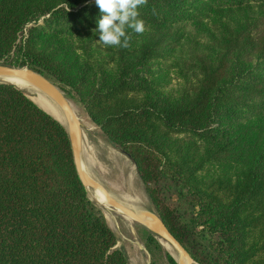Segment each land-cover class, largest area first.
Listing matches in <instances>:
<instances>
[{
  "label": "trees",
  "instance_id": "16d2710c",
  "mask_svg": "<svg viewBox=\"0 0 264 264\" xmlns=\"http://www.w3.org/2000/svg\"><path fill=\"white\" fill-rule=\"evenodd\" d=\"M249 4L255 16L220 24L183 61L178 89L156 75L184 26ZM139 12L145 32L118 48L98 42L95 0H0V62L81 103L194 260L264 264V0H148ZM87 193L65 127L0 82V264H128Z\"/></svg>",
  "mask_w": 264,
  "mask_h": 264
},
{
  "label": "rangeland",
  "instance_id": "374dc122",
  "mask_svg": "<svg viewBox=\"0 0 264 264\" xmlns=\"http://www.w3.org/2000/svg\"><path fill=\"white\" fill-rule=\"evenodd\" d=\"M258 11L257 5L249 4L243 8L215 12L204 25L190 24L184 26L185 35L175 56L166 61V66L162 64L163 68L157 65L154 70L156 75L164 81L166 80L168 88L178 89L184 83L183 77L185 74L188 75L186 76L187 78L191 77L185 71L187 68H183V61L202 48L208 49L203 43L210 41L211 35L216 31V27H220V24H226L229 21L241 22L248 19L249 15L255 16ZM162 71L166 75L165 77H163ZM63 92L65 93V91ZM65 95L73 100L79 108L84 130L83 140L90 157L88 165L92 174L111 193L127 204L154 212L146 187L141 181L132 160L117 145L110 142L101 130L91 122L80 102L66 93ZM29 98L31 97L29 96ZM32 100L34 101V99ZM226 172L231 175L236 173L234 168L226 169ZM88 197L91 199L90 196ZM98 206L100 207V205ZM100 208L108 224L115 231L118 237L117 247L126 254L128 264H180L176 257L181 255L146 226L135 220L132 222L126 221V219H133H129V216L125 213H120L122 211L114 207H112L114 213L108 216L105 213L106 209L102 208V206ZM195 263L200 264L196 260Z\"/></svg>",
  "mask_w": 264,
  "mask_h": 264
},
{
  "label": "water",
  "instance_id": "95a60500",
  "mask_svg": "<svg viewBox=\"0 0 264 264\" xmlns=\"http://www.w3.org/2000/svg\"><path fill=\"white\" fill-rule=\"evenodd\" d=\"M0 75L19 76L21 78H24L28 80L30 83H32L35 87L43 90L45 93L51 96L60 105L63 115L58 113L51 107L49 108L47 107L49 111L44 109L38 104L40 103L38 102L39 100H37V102L34 100L41 108H43L45 111L51 114L63 126L64 124L61 121V115L64 117L65 121L67 122L68 127H65V126L64 127L67 130L69 138H70L76 169H77V172L79 174L81 181L83 182L86 188L88 186H91L93 188L99 189L113 207H115L117 210L122 211L123 213H125L127 216H129L136 222L146 226L151 232L156 234L162 241L166 242L171 247H173L181 255V257L185 258L187 260V264L195 263L194 258L189 254V252L179 242V240L171 233V231L168 229L164 221L155 212L150 211L151 218H152L151 220L149 221L143 220L133 210L128 208L126 205L121 203L119 200L113 198L109 189L105 187L101 182H99L98 179L91 176L83 168V162L81 159V148L83 144L82 122L79 119V117L75 114V111L71 105V102L69 101L65 93L61 90V88L53 80H51L50 78H48L41 72L35 71L28 67L10 65V64L3 63V62H0ZM0 82H6V83L13 84L16 87L23 90L22 87L10 81L0 79ZM27 96L29 97L28 94ZM91 200L95 202L96 204L102 206L97 200H93V199Z\"/></svg>",
  "mask_w": 264,
  "mask_h": 264
},
{
  "label": "clouds",
  "instance_id": "9594fccd",
  "mask_svg": "<svg viewBox=\"0 0 264 264\" xmlns=\"http://www.w3.org/2000/svg\"><path fill=\"white\" fill-rule=\"evenodd\" d=\"M148 0H95L101 18L98 20L99 43L104 46L129 48L133 33L143 34L145 21L140 18L139 9L147 5Z\"/></svg>",
  "mask_w": 264,
  "mask_h": 264
},
{
  "label": "bare ground",
  "instance_id": "6f19581e",
  "mask_svg": "<svg viewBox=\"0 0 264 264\" xmlns=\"http://www.w3.org/2000/svg\"><path fill=\"white\" fill-rule=\"evenodd\" d=\"M0 79L6 80V81H10L12 83H15L17 85H19L20 87L23 88V90L32 98L34 99L36 102L37 100H39L38 103L41 107H43L44 109L49 111V107L53 108L55 111H57L58 113L62 114V109L60 107V105L51 97L49 96L47 93H45L43 90L35 87L32 83H30L28 80L21 78L19 76H8V75H0ZM28 90V91H26ZM69 101L71 102V105L75 111V114L79 117V119L82 121L81 119V115H80V111L78 106L76 105V103L71 100L70 98H68ZM48 107V108H47ZM63 115V114H62ZM61 115V121L63 122L65 127H68L67 122L65 121L64 117ZM84 131V130H83ZM89 146V145H88ZM89 154H88V150L86 148V144L85 141L83 140V144H82V148H81V159L83 162V168L94 178H96L91 170L90 167L88 165L89 162ZM97 179V178H96ZM99 182H101L99 180ZM102 183V182H101ZM103 184V183H102ZM87 192H88V196L91 197V199L93 200H97L103 207L105 208L106 211V215L108 216L109 214L114 213L113 210V206L108 202V200L105 198V196L103 195V193L97 189V188H93L91 186L87 187ZM111 195L113 196V198L119 200L121 203H123L124 205H126L128 208H130L131 210H133L135 213H137V215H139V217H141L143 220L145 221H149L151 220V214L149 210L143 209L141 207L138 206H134V205H129L126 202H124L123 200H121L120 198H118L116 195H114L113 193H111ZM112 206V207H111ZM101 207V206H100ZM115 208V207H114ZM123 213V212H120ZM132 219V218H129ZM126 221L128 222H132L134 220H128L126 219ZM178 262L180 264H187V260L181 256H177L176 257ZM196 264V263H193Z\"/></svg>",
  "mask_w": 264,
  "mask_h": 264
}]
</instances>
